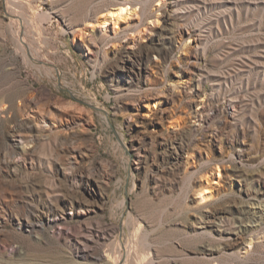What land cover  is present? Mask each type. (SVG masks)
<instances>
[{
  "label": "rangeland",
  "instance_id": "374dc122",
  "mask_svg": "<svg viewBox=\"0 0 264 264\" xmlns=\"http://www.w3.org/2000/svg\"><path fill=\"white\" fill-rule=\"evenodd\" d=\"M117 1L0 0V263L264 264V0Z\"/></svg>",
  "mask_w": 264,
  "mask_h": 264
},
{
  "label": "bare ground",
  "instance_id": "6f19581e",
  "mask_svg": "<svg viewBox=\"0 0 264 264\" xmlns=\"http://www.w3.org/2000/svg\"><path fill=\"white\" fill-rule=\"evenodd\" d=\"M118 3L113 5H109L107 7H105L104 9H102V14L100 15H93V16H89L88 19L90 18L91 22L90 27L91 29H95V28H101L102 33H105L107 30V26L109 24V22L113 21L116 23H119L121 20L126 19L127 17L136 14L137 11H141L142 14L145 13L146 9H147V5L149 4L150 0H118ZM140 4V7H134L136 4ZM159 4H162V2H160ZM158 4V5H159ZM46 15V14H45ZM50 15V14H49ZM48 16V15H47ZM25 21H27L28 23H31L30 20L25 19ZM152 24V22H150V25ZM7 28L8 30L11 32V35L13 36V39L17 42L18 47H20L21 49L24 50V48L21 46L22 44L19 42V40L16 38V32L17 30L14 27V22L12 20H10L7 23ZM178 34H182V32L179 30ZM106 37L105 35H103V38ZM175 38V35H173L172 40ZM122 69H124V66H122ZM176 87L178 86H173L170 89L172 91H174L176 89ZM10 108V107H9ZM5 105L3 103V101L0 99V112L6 111L5 110ZM9 111V110H8ZM7 111V112H8ZM159 113H153V115H158ZM26 115V116H25ZM20 120L19 123L16 125V132H21L24 130H38L41 131L45 125L47 124L48 120H47V116L45 114H33L30 117V113L28 115V113H26ZM31 118V119H30ZM31 120V121H30ZM2 121V117L0 116V122ZM174 126H178V125H174ZM21 136V135H20ZM22 137V138H21ZM21 139H24L23 136H21ZM13 147V146H12ZM11 146H9V149L12 148ZM19 159H11V160H6V164L7 167L13 169L17 166ZM73 173L72 172H66L65 176L68 177L69 179L76 181V179H78V176H72ZM222 176V172L219 166H216L214 171L208 175H205L203 178V182H202V186L199 187L197 190H195V195L196 197H194V200L196 202H198V205L204 206V207H209L211 205V202H209L213 197L216 196L215 193V189H214V184L216 181H219L220 177ZM49 204V203H48ZM70 209L72 210V213H76V214H82L85 212V209L83 208L82 205H79L78 203H76L75 201H72L70 203ZM43 209L46 210H42L41 213L39 214V221L43 220V217H47L49 218V214L53 209V207H51V204H49L46 208L43 207ZM42 217V218H41ZM63 218V215L59 214V213H54L53 214V218H49L48 220L51 222H56L59 221ZM38 221V222H39ZM26 223L28 226H32L33 222L30 220V217L27 218ZM17 224L20 225L21 229H22V221L19 220L17 221ZM205 227V226H202ZM1 232V231H0ZM63 233L70 238V241L74 242L76 245L78 246H82L83 248V253L85 255L86 258L90 257V256H97V252L96 251H90V249L88 248V246L85 244L86 242H81L80 241V235L78 234H72L69 233L67 230L63 231ZM80 252V250H78ZM131 253L128 252V256L124 259V254L123 253H119L118 255L115 256V254L109 251V254L107 255V260L111 261L114 259L113 264H128L129 263V256ZM100 257L102 256V254H98ZM102 258V257H101ZM3 264V263H0Z\"/></svg>",
  "mask_w": 264,
  "mask_h": 264
}]
</instances>
